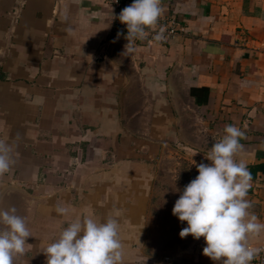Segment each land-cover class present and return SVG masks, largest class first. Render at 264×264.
Masks as SVG:
<instances>
[{
  "label": "crops",
  "instance_id": "obj_1",
  "mask_svg": "<svg viewBox=\"0 0 264 264\" xmlns=\"http://www.w3.org/2000/svg\"><path fill=\"white\" fill-rule=\"evenodd\" d=\"M162 8L178 31L130 41L129 52L115 0H0V140L16 161L0 176V208L14 206L33 235L17 264H47L42 250L71 220L117 210L124 264H218L205 242L149 253L144 234L170 145L206 154L225 125L245 133L236 159L251 173L249 211L264 223V0ZM262 242L264 231L247 241Z\"/></svg>",
  "mask_w": 264,
  "mask_h": 264
},
{
  "label": "clouds",
  "instance_id": "obj_2",
  "mask_svg": "<svg viewBox=\"0 0 264 264\" xmlns=\"http://www.w3.org/2000/svg\"><path fill=\"white\" fill-rule=\"evenodd\" d=\"M162 14V0H133L120 11L116 18L127 29V51H132L130 41L147 38ZM164 31L161 27L153 39L164 40ZM223 133L205 154L210 163L192 160L198 175L184 186L172 214L187 224L179 232L181 238H204V256L218 264H251L264 249L248 246V237L264 231V223L249 211L252 177L246 163L236 159L243 150L240 140L245 133L236 125H225ZM13 152L12 144L0 140V176L15 165ZM55 212L66 216L70 209L57 205ZM120 215L117 210L104 220L92 214L71 220L42 250L47 264H124ZM30 236L26 218L14 206L0 208V264H17Z\"/></svg>",
  "mask_w": 264,
  "mask_h": 264
},
{
  "label": "rangeland",
  "instance_id": "obj_3",
  "mask_svg": "<svg viewBox=\"0 0 264 264\" xmlns=\"http://www.w3.org/2000/svg\"><path fill=\"white\" fill-rule=\"evenodd\" d=\"M189 138L192 145L199 146L195 135ZM216 141V138H213L210 144L213 145ZM170 147L172 152L161 159V169H159L157 182L152 190L153 197L148 215L145 217L147 231L144 234V240L149 253L176 255L189 246L205 242L203 237L194 239L191 235L184 238L179 236L180 230L187 224L179 221L172 214V208L184 186L198 175L192 160L199 164L207 163V159L205 153L201 154L200 149L183 142L171 144Z\"/></svg>",
  "mask_w": 264,
  "mask_h": 264
},
{
  "label": "built area",
  "instance_id": "obj_4",
  "mask_svg": "<svg viewBox=\"0 0 264 264\" xmlns=\"http://www.w3.org/2000/svg\"><path fill=\"white\" fill-rule=\"evenodd\" d=\"M133 2V0H115V24L116 26L127 32L126 26L122 24L116 17H118L120 11L130 5ZM160 23L159 25H156L153 30H148L149 34L147 38L152 41H157L153 39V36L160 30L161 27L165 29L164 31V36L165 39L157 42H165L170 36L174 35L178 29L180 28V25L177 23V21L174 19V17H168V16H161L159 19ZM250 247L254 248H260L264 249V242L260 243L258 246H253V245H248ZM251 264H264V251H261L257 257H255L252 261Z\"/></svg>",
  "mask_w": 264,
  "mask_h": 264
},
{
  "label": "trees",
  "instance_id": "obj_5",
  "mask_svg": "<svg viewBox=\"0 0 264 264\" xmlns=\"http://www.w3.org/2000/svg\"><path fill=\"white\" fill-rule=\"evenodd\" d=\"M195 90H193V92H194Z\"/></svg>",
  "mask_w": 264,
  "mask_h": 264
}]
</instances>
